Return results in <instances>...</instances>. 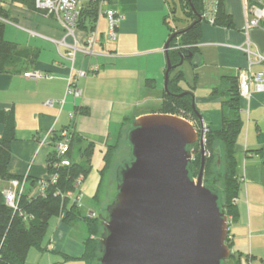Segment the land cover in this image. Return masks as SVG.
<instances>
[{"label": "crops", "instance_id": "obj_1", "mask_svg": "<svg viewBox=\"0 0 264 264\" xmlns=\"http://www.w3.org/2000/svg\"><path fill=\"white\" fill-rule=\"evenodd\" d=\"M223 2L233 27L203 23L202 38L195 52L174 73H183L179 86L185 92L192 93L194 105L205 127L212 131L221 129V109L224 101L222 97L213 96V91L220 87L223 77L238 78L240 71L248 65L244 53L237 49L246 39L242 0ZM110 5L124 16V20L116 40L110 42L99 29L103 18L108 31L107 20L102 16L98 18L100 44L96 51L100 55L90 59L79 54L75 68L85 70L89 64H96L99 65V71L94 76L79 81V87L83 90V96L79 99L66 96L72 62L66 58V51L57 44L65 38V31L59 22L42 13H33L26 9L21 19L16 18L20 24H11L27 32L30 39L39 40L22 45L37 54V59L22 74L0 75V91L16 88L17 92L14 106L9 104L8 97L0 98V110L12 109L16 118V141L12 146L13 157L8 169L11 180L0 181L2 191L15 190L12 181L19 178L16 181L26 180L23 194L30 198L38 197L39 180L50 177L49 159L55 144L53 137L64 129H70L74 143L69 159L73 164L83 166L89 171L83 188L85 211L83 207L81 213L83 217H86V211L96 213L86 206L94 201L100 204L105 200V195L98 193L102 186L101 181L103 183L101 174L109 149L117 147L118 153L135 120L147 115L161 114L167 70L165 45L170 35L165 24L169 16L165 8L166 0H112ZM84 31L86 30L80 29L78 36L82 37ZM263 33L261 30L250 32L252 42L262 53ZM262 69V66H258L254 71ZM35 71L42 72L47 78L38 81L26 78L27 73ZM49 100H65V104L47 107L45 104ZM259 109L264 110V94L253 95L250 114H246L248 124L252 113ZM72 114L73 119L70 118ZM242 148L245 160L253 157L262 159V144L249 147L246 143ZM236 151L238 152V147ZM256 151H261L258 157L255 156ZM116 161L115 158L110 171L115 167ZM251 164L252 162L245 161L243 168L237 169L239 182L243 179L246 184V180H252ZM258 165L261 166V163ZM248 184L242 188L240 183L236 200L239 215L236 221L242 219V222L233 225L231 245L242 230L252 229V202ZM89 237V229L84 221L68 224L63 216L52 218L41 249H31L25 264H88L83 256L85 242ZM252 252L254 249L250 245L249 253ZM231 253L236 258V252L231 249ZM67 257L70 259H66ZM249 261V264H258L254 255H250ZM235 264H241V259L236 260Z\"/></svg>", "mask_w": 264, "mask_h": 264}, {"label": "water", "instance_id": "obj_2", "mask_svg": "<svg viewBox=\"0 0 264 264\" xmlns=\"http://www.w3.org/2000/svg\"><path fill=\"white\" fill-rule=\"evenodd\" d=\"M180 58L178 67L184 63ZM175 68L167 56L165 90ZM193 110L200 132L185 119L153 114L135 120L126 133L130 154L117 168L114 200L105 217L99 216L96 264H230L223 193L204 181L206 130L194 105ZM198 147L196 177L193 153ZM215 155L219 172L220 148Z\"/></svg>", "mask_w": 264, "mask_h": 264}, {"label": "trees", "instance_id": "obj_3", "mask_svg": "<svg viewBox=\"0 0 264 264\" xmlns=\"http://www.w3.org/2000/svg\"><path fill=\"white\" fill-rule=\"evenodd\" d=\"M12 1L22 4L30 12H43L36 8V0ZM187 1L189 7L187 17L190 20V24L187 27L182 30L173 31L169 27L167 19L165 20V24L170 32L168 40L170 46L169 51L166 53L172 66L176 68L170 71V80L167 90H165L164 103L160 113L168 114L164 109L169 102L178 103L190 107L193 112L192 116H194L192 119L198 121L193 110L194 99L192 93L185 92L179 86V83L183 79V73L178 72L175 75L174 73L180 68L178 67L181 61L180 55L184 56V61L187 60L189 55L195 52V48L202 38L203 22L199 21V19L204 11L207 0ZM218 2L220 4L216 20L217 26L232 28L233 22L225 11L223 0H218ZM8 17V10L0 3V18L7 20ZM98 18V6L90 3L85 4L79 22V29L86 31L94 30ZM5 32L6 24L0 21V75H20L26 70L28 65L33 64L37 59V54L31 49L21 50L18 44L6 41ZM175 34H177V37L171 40ZM182 94L185 95L179 97ZM212 95L224 99L221 109L222 125L220 130H209L206 134L205 146L207 152L212 150V154L206 156L204 181L206 184L212 185L210 183L213 177L220 175L218 178L222 180L221 190L224 198L225 212L235 222L239 215L236 200L240 191V182L237 176L238 161L236 147L238 138L244 129L238 78L231 76L223 77L220 87L215 89ZM53 140L55 142L60 140L59 134H55ZM73 140V132H71V149L74 143ZM15 141V113L12 109L7 111L0 110V181L11 180L8 169L12 161V146ZM216 148H220L222 153L223 169L219 173L215 162V159L217 161L215 155ZM116 151L117 147H111L106 155L105 167L101 174L102 180L111 169V158L115 155ZM260 153L261 151H256L257 155ZM69 154L67 155L68 158ZM194 154V165L198 161L200 167L201 155L196 156V153ZM57 162L55 149L53 148L49 159V173L50 176L58 175L57 183L49 185L45 194L39 193L40 195L36 198H30L22 194L16 210L7 205L3 191L0 189V264H25L27 255L31 249H41L50 220L60 216H63L64 221L68 224L79 221H84L87 224L90 237L85 242L83 259L88 264H96L99 257L98 241L102 231L101 220L99 217L95 219H88L87 216L83 217L81 209L76 205L73 206L69 201L63 202L59 195H57V191L63 193L74 191L75 182L78 177L80 175L86 177L89 171L85 167L75 165L72 162L69 167L55 168ZM17 179L19 178H15L14 180L16 181ZM96 199H98V195ZM231 242L232 240L229 237L228 245L230 247ZM232 258H234V255ZM66 259L70 258L67 257Z\"/></svg>", "mask_w": 264, "mask_h": 264}, {"label": "built area", "instance_id": "obj_4", "mask_svg": "<svg viewBox=\"0 0 264 264\" xmlns=\"http://www.w3.org/2000/svg\"><path fill=\"white\" fill-rule=\"evenodd\" d=\"M112 0H36V8L46 12L48 16L55 19L63 27L65 31V38L61 42H57L58 46L66 51V58L72 62L71 74L68 78V86L66 96H72L74 99H79L83 96V90L79 87V81L94 76L99 71V65L89 64L85 70H77L75 63L79 54L85 58H97L99 53L96 47L100 44V37L98 27L96 25L94 30L84 31L82 37H79V22L84 10L85 4H96L98 6L99 17H105L108 24L107 38L108 41L113 42L117 38V32L124 20V16L119 14L111 7ZM243 12L245 19L244 35L246 37L242 46L237 47L244 53L247 58L248 65L245 69L241 70L238 75L239 93L242 101V111L249 116L250 114V101L255 94H264V72L254 71L258 66H264V53L260 52L257 46L254 45L250 38L252 30L264 31V0H242ZM218 0H207L205 8L201 15V21L210 26H217L216 20L219 8ZM8 24H12L9 20H3ZM71 40V43L69 42ZM26 78L33 81H38L47 78L42 72L35 71L29 72ZM56 104L63 106L65 100L53 101L49 100L45 106L54 107ZM74 118V114L70 116ZM60 140L54 145L55 155L58 160L55 168L69 167L71 161L67 157L71 149V131L64 129L59 133ZM255 155V154H254ZM255 156L258 157L256 154ZM58 180V175L50 176L46 181H50L54 185ZM243 181V179H241ZM82 178L77 182V186L81 187ZM26 181L20 183L19 181H12V186L17 193L13 190H4L3 194L7 205L12 209H17L19 197L23 194V189ZM40 194H45L46 186L42 181L40 183ZM59 195V193H57ZM82 191H77L74 194H68L67 197L71 199V204L79 206L81 201ZM88 219L97 218V214L89 211L87 213ZM228 228L234 225V219L228 217Z\"/></svg>", "mask_w": 264, "mask_h": 264}, {"label": "rangeland", "instance_id": "obj_5", "mask_svg": "<svg viewBox=\"0 0 264 264\" xmlns=\"http://www.w3.org/2000/svg\"><path fill=\"white\" fill-rule=\"evenodd\" d=\"M186 1L185 0H166L167 7L165 8L167 9V15H169L167 18V22L169 24V27L172 28L173 31L182 30L185 27H187L190 23V20L187 17V10L189 8L188 1H187V4H186ZM0 3L9 12V17L7 21L9 20L12 23L20 24V21L16 18L21 19V17L25 15L26 8L22 4L16 3L12 0H0ZM41 13L44 16L53 20V18L48 16L46 12H41ZM17 15H19L20 17H18ZM5 24H6V32H5L6 41L12 42V43L16 42L21 50L25 49V47L22 45L29 43V41L34 43L37 40H39V39L32 40L30 39L31 37L27 32L21 29H18L17 27L11 24H8V23H5ZM99 26H100L99 29L101 30V32H103L105 34L106 39L109 40L107 38L108 31H107L103 18L101 19ZM262 42L264 43V33L262 35ZM262 67H263L262 71L264 72V66ZM1 91H0V98L1 96L8 97L7 100L10 101L9 104L14 106V102L17 100L16 88H8V89H5L4 92H1ZM240 104H241V112L243 115L242 119L244 122V129L241 132L238 138V141H237L238 152H237L236 157H237L239 169L241 167L243 168L245 161L252 162L251 164L252 180L250 181L246 180L247 181L246 184L245 182L240 180V183H242L241 185L242 188H244L245 185H247L248 183L250 184V187H248V189H249L250 199L252 202V229L250 230L248 229L247 231L242 230V233L238 234L233 239L234 242L230 248L232 249V251L236 252V258H231L230 264H235L236 260L239 261V258L241 259V264H249V262L251 261V260L249 261L250 255H254L256 257L257 259V261H255L256 263L263 264L261 263V261L262 262L264 261V235H263V230H264V110L259 109L257 112L252 113L251 121L248 124L247 115L244 114L242 111V108H243L242 101H240ZM164 110L168 112V115H173V116L185 119L188 122L192 123L195 126L196 130L200 132L199 122L197 120L192 119L194 116H192L193 112L191 111L190 107L184 106L178 103L169 102ZM57 142L58 141H56L55 144ZM246 143L249 147H255L258 144H262L263 145V155L261 154L262 159L259 160L258 158L256 159L255 157H253L252 159L245 160L244 158L245 155H244V152L242 151L243 149L242 147H245ZM55 146L56 145H54V147ZM71 150L72 149H70L69 153L71 152ZM194 152L196 153V156L201 155L200 147H198ZM129 154H130L129 148L126 145V141L123 140L118 153L116 152L115 155H113L111 158V162H113L115 158L117 159L115 163V167L109 173L107 172L108 175L106 173L105 176L103 177V183L98 193L101 195L102 194L105 195L104 196L105 200H102V203L100 202V204L94 201L91 205L86 206L96 211V214L98 217L101 214L103 215V217H105V214H106L105 209L114 200V197L117 193L116 192L117 191L116 171H117V168L120 165H122V162L128 159ZM211 154H212V150L207 152V155L210 156ZM248 155H251V154H248ZM215 162H216V159H215ZM258 163H261V166H259ZM195 166H196L195 167L196 170H198V167H199L198 161L195 164ZM215 170H216V167H215ZM218 176L220 177V175ZM218 176H214L210 184L214 183L213 184L214 187L222 189V180L221 178H218ZM80 178H82V182H81V187L79 188L77 186V182ZM42 181L45 183L46 189L48 188L49 185H52L50 181L39 180L38 182L39 192L41 190L40 183ZM85 181H86V177L84 175H80L75 182L74 191H70L67 193L57 191V193H59L60 199L63 202L69 201V203H71V199L67 197V195L74 194L78 190L82 191V194H83V188L85 185ZM20 183H22V181H20ZM13 191L17 193L18 190H13ZM83 196L84 195H82L81 201L78 204L79 206L77 207L79 209H83L84 207L83 211H85V204H83ZM86 212L88 213L89 211H86ZM241 222H242V219H239L238 221H235L234 224L239 225ZM229 231H230L229 237H232L234 234V228L231 227ZM101 234H102V231H101ZM250 245H252V249H254V252L252 253H249Z\"/></svg>", "mask_w": 264, "mask_h": 264}, {"label": "flooded vegetation", "instance_id": "obj_6", "mask_svg": "<svg viewBox=\"0 0 264 264\" xmlns=\"http://www.w3.org/2000/svg\"><path fill=\"white\" fill-rule=\"evenodd\" d=\"M205 130H206V134H207V132L209 131V129H207V128L205 127ZM206 134H205V141H206ZM194 153H195V152H194ZM194 153H193V154H194ZM193 156H194V158H193V163H194V161H195V154H194ZM206 156H207V151H206ZM199 168H200V167H199ZM199 168H198V170H196L195 165H194V167H193V169L195 170L196 173H198ZM221 169H223V166H222V165H221ZM221 169L219 170V172L221 171ZM219 172H218V173H219ZM213 184H214V183H213ZM213 184H212V185H213ZM213 186H214V185H213Z\"/></svg>", "mask_w": 264, "mask_h": 264}, {"label": "bare ground", "instance_id": "obj_7", "mask_svg": "<svg viewBox=\"0 0 264 264\" xmlns=\"http://www.w3.org/2000/svg\"><path fill=\"white\" fill-rule=\"evenodd\" d=\"M75 204H73V206H74Z\"/></svg>", "mask_w": 264, "mask_h": 264}]
</instances>
